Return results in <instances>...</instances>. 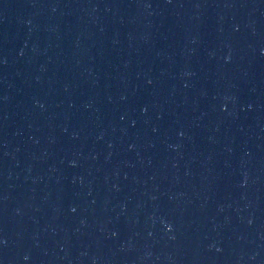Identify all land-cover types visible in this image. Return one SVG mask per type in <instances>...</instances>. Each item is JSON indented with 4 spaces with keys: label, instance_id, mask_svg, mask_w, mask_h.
Returning <instances> with one entry per match:
<instances>
[{
    "label": "water",
    "instance_id": "95a60500",
    "mask_svg": "<svg viewBox=\"0 0 264 264\" xmlns=\"http://www.w3.org/2000/svg\"><path fill=\"white\" fill-rule=\"evenodd\" d=\"M0 264H264V0H0Z\"/></svg>",
    "mask_w": 264,
    "mask_h": 264
}]
</instances>
